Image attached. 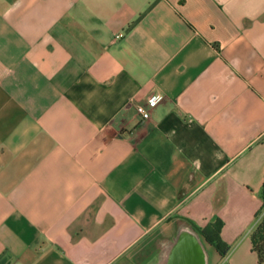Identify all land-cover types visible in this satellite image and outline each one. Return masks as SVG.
I'll return each instance as SVG.
<instances>
[{"label":"crops","instance_id":"1","mask_svg":"<svg viewBox=\"0 0 264 264\" xmlns=\"http://www.w3.org/2000/svg\"><path fill=\"white\" fill-rule=\"evenodd\" d=\"M263 184L264 0H0V264H264Z\"/></svg>","mask_w":264,"mask_h":264},{"label":"trees","instance_id":"2","mask_svg":"<svg viewBox=\"0 0 264 264\" xmlns=\"http://www.w3.org/2000/svg\"><path fill=\"white\" fill-rule=\"evenodd\" d=\"M262 196L264 199V184ZM264 206V205H263ZM223 226V221L217 219L216 221L210 223L205 228L201 229L202 233L206 239L214 244L218 251L225 255L230 250V244L225 242L221 237V229ZM252 249L256 252L258 256V262H264V214L258 221L256 227L251 233Z\"/></svg>","mask_w":264,"mask_h":264},{"label":"built area","instance_id":"3","mask_svg":"<svg viewBox=\"0 0 264 264\" xmlns=\"http://www.w3.org/2000/svg\"><path fill=\"white\" fill-rule=\"evenodd\" d=\"M120 36V35H118ZM159 102L156 96H151L147 103H138L136 108L138 113L144 118L148 119L151 116V108L155 107Z\"/></svg>","mask_w":264,"mask_h":264}]
</instances>
